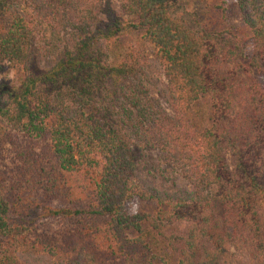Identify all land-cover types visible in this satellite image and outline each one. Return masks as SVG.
Segmentation results:
<instances>
[{"label":"trees","instance_id":"16d2710c","mask_svg":"<svg viewBox=\"0 0 264 264\" xmlns=\"http://www.w3.org/2000/svg\"><path fill=\"white\" fill-rule=\"evenodd\" d=\"M237 7L225 36L174 0H0V264H264V0Z\"/></svg>","mask_w":264,"mask_h":264},{"label":"rangeland","instance_id":"374dc122","mask_svg":"<svg viewBox=\"0 0 264 264\" xmlns=\"http://www.w3.org/2000/svg\"><path fill=\"white\" fill-rule=\"evenodd\" d=\"M174 3L177 6V12L180 13L182 17L195 29L216 28L217 31L225 36H227L228 33L236 34V32H239L238 35H241V31H243L242 21L237 7V0H174ZM116 10L118 15H120L123 20L127 18L126 12L120 5L117 6ZM243 38L247 40L246 35H244ZM127 42L131 45L137 44L132 35L127 37ZM139 50L145 58L144 68L149 78V89L151 91V95L162 103L166 81L164 79L160 63L158 62L152 47L145 44L144 46H139ZM247 51L248 54L251 53L250 46L247 47ZM43 65L48 66L46 63H43ZM9 75L13 76L12 72H9ZM254 75L256 76L257 74L255 73ZM257 78L264 81L262 76L259 77V75H257ZM246 79L250 80L249 77ZM4 131V125L0 123V138L4 135L10 137ZM6 141L9 140L6 138ZM148 162L149 165L157 168V165H160L161 163V155L153 151L149 154ZM160 169H162L161 166ZM164 177L166 183L165 187L170 186L172 183V180L170 179L171 177L168 175L166 176V174H164ZM185 187L186 183L184 181L181 180L177 182L178 189H184ZM18 232L21 235L26 233L23 227L19 228ZM21 260L26 264H61L57 258L50 257L41 252H37V254H35L33 251L23 253ZM103 264H114V262L105 261Z\"/></svg>","mask_w":264,"mask_h":264}]
</instances>
